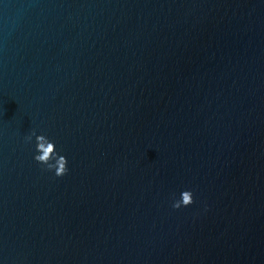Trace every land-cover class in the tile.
Returning a JSON list of instances; mask_svg holds the SVG:
<instances>
[{"label": "water", "instance_id": "obj_1", "mask_svg": "<svg viewBox=\"0 0 264 264\" xmlns=\"http://www.w3.org/2000/svg\"><path fill=\"white\" fill-rule=\"evenodd\" d=\"M0 264H264V0H0Z\"/></svg>", "mask_w": 264, "mask_h": 264}, {"label": "clouds", "instance_id": "obj_2", "mask_svg": "<svg viewBox=\"0 0 264 264\" xmlns=\"http://www.w3.org/2000/svg\"><path fill=\"white\" fill-rule=\"evenodd\" d=\"M32 136H35L36 139V149L37 154L34 156V159L41 164L45 165L47 169H54L55 175L62 176L67 173V158L63 155H60L56 152L55 144L51 140H49L45 135L40 134L37 135L35 130H32L31 134L26 137V139L30 142ZM51 161H54L52 163ZM193 194L190 190H184L181 193V199L176 200L173 203L174 208H179L182 205L187 206L193 203Z\"/></svg>", "mask_w": 264, "mask_h": 264}]
</instances>
